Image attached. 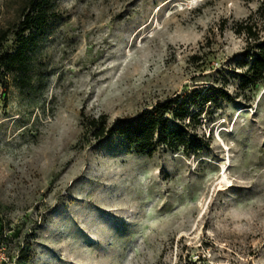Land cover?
<instances>
[{"label":"rangeland","instance_id":"rangeland-1","mask_svg":"<svg viewBox=\"0 0 264 264\" xmlns=\"http://www.w3.org/2000/svg\"><path fill=\"white\" fill-rule=\"evenodd\" d=\"M25 3L0 0V30ZM263 5L45 0L29 83L0 86V264H264V79L242 85L234 31L252 13L264 34ZM194 89L187 151L83 136L81 110L111 124Z\"/></svg>","mask_w":264,"mask_h":264},{"label":"trees","instance_id":"trees-1","mask_svg":"<svg viewBox=\"0 0 264 264\" xmlns=\"http://www.w3.org/2000/svg\"><path fill=\"white\" fill-rule=\"evenodd\" d=\"M45 7V0H26L20 9V19L14 29L0 30V46L9 32H12L14 37L13 49L0 51V86L3 88L6 87L7 74H11L21 87L29 83L27 70L32 57L33 34L45 21ZM256 13L264 22V5L258 7ZM234 31L243 34L246 40L242 61L246 68L241 73L242 85L255 84L264 79V34H261L252 13L236 21ZM208 96L210 95L203 96L197 89L191 91L190 99H179L178 94H175L173 97L156 101L150 108H143L133 116L118 118L111 124L108 123L105 113L95 116L87 115L81 110L83 136L89 133L90 138L97 142H109L120 137L127 149L147 156H152L160 144L170 149L182 147L187 151L198 140L196 134L187 133V127L194 123L197 114L190 107L196 98H204L207 101ZM173 122L176 124L173 125ZM22 256L20 258L26 262L30 252L26 251Z\"/></svg>","mask_w":264,"mask_h":264}]
</instances>
